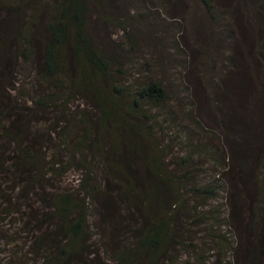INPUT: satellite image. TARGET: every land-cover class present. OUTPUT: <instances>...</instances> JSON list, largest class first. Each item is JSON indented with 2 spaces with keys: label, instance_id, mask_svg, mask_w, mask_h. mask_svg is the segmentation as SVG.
<instances>
[{
  "label": "trees",
  "instance_id": "1",
  "mask_svg": "<svg viewBox=\"0 0 264 264\" xmlns=\"http://www.w3.org/2000/svg\"><path fill=\"white\" fill-rule=\"evenodd\" d=\"M184 1L198 13L194 18L188 14L199 34L186 38L185 32L171 29L169 19V24L151 22L154 30L148 34L157 35L161 54L171 51L170 43L176 46L159 66L171 57L186 62L190 56H208L230 45L227 39L235 32L254 42L250 15L264 17L261 0L248 5L240 0L234 8L241 20L235 28L227 27L224 36L220 24L231 18V9L219 7L217 0H151L160 12L178 10ZM154 12L133 0H0V227L12 212L33 208L24 216L29 234L19 255L34 254L38 264L77 261L99 229L91 208L95 195L103 194V215L110 227L130 231L133 240L127 246L118 244L113 252L106 244L109 250L97 252L102 257L99 264H175L178 256L170 255L174 243L182 246L189 237V229L183 228L187 225L176 224L179 211L190 213L185 215L193 227L208 225L212 231L222 220L228 223L239 206L249 210L253 222L241 264H264V221L257 228L264 200L258 201L259 208L257 201L250 202L252 190L259 191L256 160L264 155L260 97L255 104L243 105L245 116L259 113L255 123L239 125L222 116L209 143L202 142L205 127L192 108H179L184 124L173 126L178 121L163 108L181 83L170 82L167 88L162 68L146 76L148 69L129 57L139 56L141 43L128 28V16L143 25ZM260 52L255 50V55ZM30 60L36 72L25 73L22 80L19 72ZM199 64L206 70L207 65ZM227 64L228 70L219 74L225 78L223 84L233 82L238 90L244 89L242 79L233 80L242 73L240 64ZM23 82L33 89L21 88ZM202 83L212 80L207 77ZM199 88L198 84L194 93H200ZM228 186L223 209L217 192ZM212 203L217 204L208 208ZM197 208L200 216L194 218L191 212ZM136 221L139 225L131 228ZM190 238L188 245L199 251L200 243L192 244ZM210 239L225 237L214 233ZM222 246L215 251L211 244L206 250L219 257ZM224 257V264H231ZM89 258V264H95Z\"/></svg>",
  "mask_w": 264,
  "mask_h": 264
},
{
  "label": "rangeland",
  "instance_id": "2",
  "mask_svg": "<svg viewBox=\"0 0 264 264\" xmlns=\"http://www.w3.org/2000/svg\"><path fill=\"white\" fill-rule=\"evenodd\" d=\"M133 1L138 6L151 7L155 9V12L144 19L143 25L138 24V22L135 21L136 18L131 16V14L128 16V28L134 34V36L137 37L138 42L141 43V52L138 53L139 56L130 54L129 57L131 62H133L135 65L138 66L141 64L142 67L145 66V69H148L146 76L147 73L155 72L157 71L156 69L162 68L163 75L167 78L166 83L168 84L169 82L167 88L170 87V82H173L174 84L181 83V85L176 87L170 94V99L165 103L167 105L163 108V111L169 110L173 117L178 121V124L173 126L180 127L179 124H184V121L178 114L179 108H192L195 112H199L200 115L198 117L201 116L200 121L206 128V130L205 128L203 129V131H205V140L202 142L209 143L210 140L212 141L213 133L217 132L219 129L218 121L222 116H227L234 119L239 125H245L247 122L255 123L257 115L259 113H263V120H261L259 123L261 124L259 127V132L260 141L264 143V80L262 78L264 75V55L261 54V52L264 53V17L262 15H259L258 17L253 16L254 14L250 15L252 20H250L251 26L249 27L253 30V39L257 47H255L254 42L251 40H244L242 37L240 39V32H235L232 37H229L230 39H227L226 37L228 42H231L230 45L226 44L221 46V48H216L212 51L210 50L211 53L208 56L204 55V57H201V59L190 56L189 59L186 58L187 63L184 61V58L180 59V57H171L167 63L159 66V61H161L163 58H167L169 55L174 54L172 47L176 49V46L175 44L170 43L171 51L167 49L165 55L161 54L159 46L155 42L157 35L155 34L154 36H151L148 34H152L154 30L153 24L151 22L162 20L164 21L163 24H169L167 21V19H169L171 20V29H179L181 32L186 33V38H189L199 33H194L188 13L192 14L193 18L197 16L198 13L192 8L191 3L188 1H184V4L181 5L178 10L175 8H168L166 12H160L158 9H156L155 4L151 2V0ZM239 1L240 0H217L219 7H225L229 10L231 9L229 11L231 18L222 21L220 24V34L225 36L227 27L235 28L238 22H240V15H235L237 12H235L234 8L235 4H237V2L239 3ZM251 1L252 0H242V4L244 3V5H248L251 3ZM261 2L264 3V0H261ZM202 23H200V27L203 29ZM117 35L118 34H115L114 36L117 37ZM202 36L206 38V35ZM257 49L261 51L258 53L259 55H255V50ZM210 51L207 52L209 53ZM225 56L227 57L225 58ZM228 60L230 61V64L233 65L239 63L242 69V73L239 74L240 76L233 79H242L243 84H245V86L243 85L244 89H239L240 91L233 82H226V84H223L225 78H219V74L222 75L228 70ZM200 61L207 65L206 70H204L199 64ZM27 62L28 63L23 64L25 70L19 72V77H21L22 80L25 79V73H28L29 71L36 72L34 66L31 64H34V62L31 60ZM146 63H149V65H144ZM125 66L127 68L129 67L128 64ZM199 77L202 79V81L209 77L212 80V84L206 85V83H202V81H199ZM191 79H193V81H191ZM217 81L221 82L222 85L220 86L218 84L219 82ZM23 84L24 85H21V88L28 90L33 89L28 83L23 82ZM198 84L201 91H199L200 93H194V90ZM231 84H233V87L229 88ZM227 94L228 97H226ZM256 97H260L259 101L261 102L260 105L262 107L260 112L255 115L254 111H252L251 115L245 116L244 109L246 108L244 106L255 104L254 100H256ZM74 105L75 103H72L71 107L74 108ZM219 106H221L220 108L222 112L218 108ZM192 133L195 135L200 134L198 131H194ZM176 148L177 146H174L172 151ZM210 159L211 158L208 160ZM259 162L261 163L260 165ZM207 164H205L206 169ZM256 168L260 174H258L260 178L256 184L257 187H259V191L253 192L252 190L251 192L249 190L248 193L251 192L250 202L254 204L257 201L256 207L259 208L261 204L258 203V201H262L261 203H263L264 200V155H258L256 160ZM68 177V180H70L71 174H69ZM229 189L230 188L228 186L225 190L224 188H220V190L217 192L218 202L221 203L220 207L223 209L226 208L224 202L228 199L227 193L229 192ZM241 199L242 195H240L237 199L238 206ZM92 202L93 204L91 212L94 217L92 215L91 216L96 220V223L98 224V227L101 229V231L97 227L95 228L89 239V250L87 248L83 250L80 256L77 258V261H74V258H70L68 260L66 259L64 263H62L61 260L59 264H89V256L93 257L95 264H99L100 260L102 259L101 254H99V250L104 247L109 250V247L106 244H108L110 248H113L111 251L113 252L116 250L118 244L127 246L132 242L133 237L130 231L125 229L116 230V228L110 227V219L107 215H103V207L107 206L106 197L103 196V194H96L95 200H92ZM216 204L217 203H212L211 205L209 204L207 206L208 208L215 207ZM262 208L264 210V207ZM29 209L32 210L33 208ZM29 209L24 210L21 214L12 212L8 215L5 221L2 222L0 227V234L2 235V238L0 239V264H13V262H16V264H38V262L35 260L34 254H29L28 256L25 254L19 255V251L23 245V242L29 234L28 224L23 222L25 213H28ZM196 210H198V208L192 210L191 212V215L194 218L200 216L199 212ZM249 213L250 212L248 209H246V207L243 208L239 206L238 211L233 215V217L229 216L226 219L228 223H224L225 221L222 220L221 225L212 231L210 226L206 225L208 229L206 232H203L202 230H205L206 227L204 228L202 224L196 225L195 227L191 225L190 219L185 215L190 213L179 211L177 214L178 222L176 221V224L179 227L183 222L187 225V227L183 228L189 229L188 235L191 237V243L196 244L199 242L200 244L197 243L196 246L198 249H200L199 251L197 250V252H195L186 242L189 237H184L185 242L182 244V246L178 247V244L174 243V247L170 251V255L178 256L175 264H182L185 261H189L190 264H213L211 260H209V262H203L201 256L214 259L216 261L215 264H224L225 260L223 259L225 258V255L227 256V259H230L231 264H241L243 260V252L246 250L247 245H250L249 233L250 226L253 225V222H251ZM124 221L125 220L121 221V223L123 224ZM263 221L264 213L261 217H258L257 228L262 226ZM138 225V221H136L135 223L132 222L130 227L135 229V227ZM214 233L223 235L225 239L223 241L222 239L219 241L211 240L210 237ZM12 238H16V240H11ZM195 238L197 240H195ZM176 239L177 238L175 237L173 241H176ZM261 241H263L262 238ZM220 242H224V245L222 246ZM211 244L216 247H213L215 251L219 249L217 247L222 246V251L219 253V257L213 255L211 251L207 252L206 249ZM111 252L109 253L108 251L107 254L109 255ZM169 262L170 261H168L167 264Z\"/></svg>",
  "mask_w": 264,
  "mask_h": 264
}]
</instances>
